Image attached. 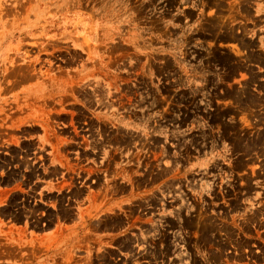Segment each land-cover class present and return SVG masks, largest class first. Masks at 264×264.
I'll use <instances>...</instances> for the list:
<instances>
[{
    "label": "rangeland",
    "instance_id": "374dc122",
    "mask_svg": "<svg viewBox=\"0 0 264 264\" xmlns=\"http://www.w3.org/2000/svg\"><path fill=\"white\" fill-rule=\"evenodd\" d=\"M0 264H264V0H0Z\"/></svg>",
    "mask_w": 264,
    "mask_h": 264
}]
</instances>
